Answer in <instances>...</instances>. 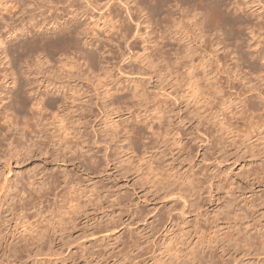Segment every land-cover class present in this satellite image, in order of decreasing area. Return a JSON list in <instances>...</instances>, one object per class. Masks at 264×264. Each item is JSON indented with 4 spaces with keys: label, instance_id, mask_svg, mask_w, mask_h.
<instances>
[{
    "label": "rangeland",
    "instance_id": "374dc122",
    "mask_svg": "<svg viewBox=\"0 0 264 264\" xmlns=\"http://www.w3.org/2000/svg\"><path fill=\"white\" fill-rule=\"evenodd\" d=\"M24 1L28 8L15 0L12 3L15 11L25 7L26 12L21 13V17L33 13L37 16L35 21L42 19L39 12L44 7L40 2ZM69 1L47 3L52 11L57 9L61 26L57 29L50 24L46 31L44 27L28 23L23 31L19 25L21 29L17 27L10 33L0 20V34L9 41L6 46L10 55L9 63L7 59L0 61V95L5 96L4 103L11 100L5 95L2 70L13 67L19 81L29 83L24 88L28 100L44 96L47 105L42 111L24 110L12 101L9 113L21 129L18 134L6 128L4 114L0 115V131L5 132L0 142V264H264V99L253 97L245 103L241 101L244 96L257 93L251 92L253 86L264 91L262 74L255 71L263 61L254 60V65H250L253 60L250 61L248 49L255 42L258 44L255 46L262 47L263 36L262 40L252 38L245 33L247 29L242 36L244 42L227 35L224 40L223 36L220 40L213 39L214 43L206 48L193 24L198 19L194 14L197 8L186 0L180 3L174 0L176 4L171 0L175 7H183L186 12L187 5L188 12L183 13L184 16L180 12L171 14L175 7L170 0H164L167 4L163 0L156 3L155 0H125L129 2L133 20L119 4L111 13L94 11L82 16L81 2ZM160 6L162 8H158ZM259 9L258 14L262 12ZM199 10L204 11L198 8L196 13ZM233 10L231 7V17L236 14L241 19L246 17ZM73 18L70 23L85 31L78 36L83 48L76 49L80 51L72 47L74 52L71 48L66 52V47L58 44L49 55L42 51L40 58L37 53H33L35 58L28 57L34 48L32 40L48 33L55 37ZM174 21L176 24L184 22L180 26L185 28H176ZM189 29L197 33L193 32V38ZM63 33L58 37H71L70 33ZM177 35L184 39L181 41ZM22 40L29 42L31 47L26 46L30 50L26 46L22 51L19 49ZM218 40L228 42L227 48L230 45L232 52L222 54L220 46H215ZM234 40L237 43L239 40L240 44L236 46ZM184 43L193 53L192 56L189 53V57L194 61L186 59ZM175 46L180 47L178 54ZM204 49L208 52H201ZM58 50L61 51L56 53ZM82 50L86 55L89 50L96 54L93 69L96 73L91 71L92 61L87 62L91 60L89 56L84 54L85 59L82 58ZM157 51L162 55L158 56ZM210 52L215 57L209 56ZM43 54L50 60L47 64L43 63ZM161 56L164 57L161 59ZM156 57L161 59L159 63ZM181 57H185L186 64H198L195 70L203 74L198 76L195 71L196 76L201 77L199 81H206L203 67L212 74L207 80L210 82H206L209 87L200 83L201 90L207 89L204 93L198 92V102L187 97L188 75L181 73L182 69L173 61H184ZM199 57L202 61H198ZM63 59L66 67L61 65ZM198 62H204V66L199 67L203 63ZM167 69H170L169 74L178 72L175 73L179 75L177 79L173 78L175 74L169 75ZM22 71H27L28 76L20 78ZM131 71L135 73V77L132 76L139 79L137 87L129 80ZM54 72L59 77L64 76L69 84H58L57 88L43 84V76L55 77ZM136 73L141 74L140 78ZM179 77L187 84L180 82ZM9 79L6 87L11 93L8 96H15L18 84L13 86V78ZM159 84L166 85L162 87L165 91H160L161 87L157 91ZM30 88H33L32 93L27 92ZM57 89H61L60 92ZM134 92H138L135 97ZM174 95L180 96L181 103L175 101ZM56 100L63 105L59 114L54 115L56 109L51 104ZM111 101L116 106H106ZM254 103L259 110H253ZM232 111L239 113L232 116ZM155 116L161 117V121L154 123L157 133L152 134L146 125ZM112 118L119 126H111ZM133 125L142 129L140 136ZM201 131L208 132L210 145ZM111 132L118 133L119 139L108 141L107 135ZM178 138H182V143L176 142ZM18 144L20 147L16 146ZM22 146L25 148L20 149ZM185 147L195 153L192 171L195 187L191 190L196 202L190 205L178 194L157 191V184L153 186L149 177L152 174L146 173L147 163L140 158L146 154L162 169L159 178L180 184L190 165Z\"/></svg>",
    "mask_w": 264,
    "mask_h": 264
},
{
    "label": "bare ground",
    "instance_id": "6f19581e",
    "mask_svg": "<svg viewBox=\"0 0 264 264\" xmlns=\"http://www.w3.org/2000/svg\"><path fill=\"white\" fill-rule=\"evenodd\" d=\"M15 0H13L12 2H11V0H0V20H2L3 21V25H4V29H5V31H7V32H12L13 30H15L16 31V28L19 26V25H21L22 26V29L21 28H19V29H21V31H23L24 30V28H26L25 26H26V24H28V23H30V25L32 24V26L34 27H44L45 28V30L47 31V26L48 25H50V24H52L56 29L58 28V27H61L60 26V22H59V19H58V12H57V9L56 10H54V11H52L51 10V8H49V5L47 4V3H51L52 2V0H47V1H45V0H38L39 2H40V5H41V7H44L43 9H39L40 10V12H39V14L42 16V19H39V20H37V21H35V18H37V16H34V14L33 13H29L28 12V10H27V12L30 14V15H26L25 17H21V13H25L26 12V9L28 8V6H25L24 5V3H25V1L24 0H17L18 2H20L21 3V6H25V7H27V8H25V7H23L21 10L20 9H18V11H15V6L12 4L13 2H14ZM37 1V0H36ZM71 1V2H70ZM69 1V3H74L75 1H80L81 3V5L79 4V7L81 8V11H80V13H83V15L82 16H84V15H89V14H93L94 13V11H98V12H100V11H102V12H100L101 14L103 13L104 14V12H109V13H111V12H113V10H114V6L116 5V4H119V5H121V6H123V7H125V10H126V13L128 14L127 16H129V18L131 19V20H133V16H132V14H131V9H130V7H129V2H127V1H125V0H70ZM146 1V0H145ZM159 1H161V0H159ZM164 1V0H163ZM163 1H161V2H163ZM171 1V0H170ZM174 1V0H173ZM173 1H171L172 3H173ZM176 1V0H175ZM174 1V3L176 4V2ZM187 2V4H191L192 3V6L194 5V8H197V10H198V8H200V9H203L204 11H202V10H199V13H196V11L197 10H195V12H194V14L196 15L195 17H197L198 19H196L195 21H194V19H192V22L191 23H193V21H194V23L193 24H195L196 25V30H198V35H200V37L203 39V44H204V47L206 46V48H210V46L212 45L211 43H214V42H211L213 39H219L220 40V38H221V36H223V39L222 40H224V37H227V35L229 36H232L233 38L234 37H236L235 38V40L238 38L239 40H241L242 42H244L245 41V39L244 38H242V36H243V33H244V31H246L247 29L249 30V31H246L245 33H247L248 32V35L250 34V35H252V38H254L255 36L256 37H258V39L260 40V37H261V40H262V36H263V40H264V0H259V2H258V0H186ZM206 1H207V3H206ZM241 1H243L244 3H242ZM166 2V3H165ZM167 2L168 1H164V3L165 4H167ZM189 2H191V3H189ZM155 3H156V0H155ZM155 3H154V5H155ZM174 3H173V5H174ZM179 3H180V0H179ZM181 3H183V1L181 2ZM16 4V3H15ZM19 4V3H18ZM26 4V3H25ZM29 4V3H28ZM52 4H54V3H52ZM177 4H178V2H177ZM184 4V3H183ZM70 5V4H69ZM157 6H159L160 5V3L158 4H156ZM173 5H172V9H173ZM185 5L186 4H184V7H185ZM39 6V5H38ZM45 6H46V8H45ZM163 6V5H162ZM176 5H174V7H175ZM177 6H180L181 7V5L180 4H178ZM188 6H190V5H188ZM256 6H258V8H256ZM20 7V6H19ZM74 7V6H73ZM76 7V6H75ZM154 7V6H153ZM186 7H187V5H186ZM185 7V9L187 10V12H188V7L186 8ZM232 7V9H234L233 11H234V13H236V12H238V11H240L239 12V14L240 13H243L244 15H246V17H242L243 19H241L240 17H236L237 16V14H236V16L235 15H232L233 17H231L230 15H231V11H230V8ZM259 7H262L263 8V10L262 9H259ZM155 8L157 9V7L155 6ZM158 8H162L161 6L160 7H158ZM170 8V7H169ZM176 8H178V7H175V9L172 11V13L171 14H174V15H176V13L177 12H180L182 15H183V13L184 14H186L187 12L183 9V7L182 8H178V9H176ZM207 8H209V9H207ZM210 8H212L213 9V12H211V9ZM103 9V10H102ZM257 9H259V10H262V12H259V14H258V12L256 11ZM30 10V9H29ZM78 10V9H77ZM161 10H163V9H161ZM161 10H159L158 9V11H161ZM192 10H193V7H192ZM157 11V12H158ZM170 11V10H169ZM194 11V10H193ZM201 11V12H200ZM33 12V11H32ZM75 12V11H74ZM171 12V11H170ZM186 12V13H185ZM198 12V11H197ZM78 13V12H77ZM80 13H78V14H80ZM159 13V12H158ZM165 13V12H164ZM18 14V18H17V20H19V22H17V20H15L14 18H15V15H17ZM27 14V13H26ZM36 14V13H35ZM168 14V13H167ZM181 14H179V15H181ZM188 14H190V12L188 13ZM193 14V15H194ZM198 14H200V17H199V15ZM20 15V16H19ZM171 16V18L173 17H176V16ZM181 15V16H182ZM198 15V16H197ZM242 15V14H241ZM169 16V15H168ZM180 16V17H181ZM184 16V15H183ZM78 17V16H77ZM90 17V16H89ZM189 17V16H188ZM8 18H10V19H8ZM183 18V17H182ZM192 18V17H191ZM194 18V17H193ZM240 18V19H239ZM71 19V18H70ZM174 19H176L177 20V18H174ZM174 19H172V20H174ZM255 19V20H254ZM257 19V20H256ZM73 20H75L74 18L71 20V21H69L68 20V22H66L67 24H65V25H67L68 27L67 28H65L64 26V28H61V30L62 31H59L58 32V34L57 35H55L56 33V31L54 32L55 34H53V35H55V37H52V36H50L49 35V33L48 34H45V35H43V36H38V38H36V39H34V40H32L33 42L31 43V44H34L33 45V49H31V51H30V54H28V57L30 56L31 57V55H33V57H34V55L35 54H33V53H37L38 54V57L40 58V56H42V51H45L44 53H48L49 51L51 52V50L53 49V50H55L56 48H58V44H61V46H64V47H66L65 49H66V52H67V50H68V48H71V49H73L74 47H75V50H78V51H80L79 49H76V48H81L82 46H80V34L82 33V34H84L85 33V31H81L80 30V27H79V25H72L70 22H72ZM168 20V19H167ZM169 20H171L170 18H169ZM175 20V21H176ZM179 20V19H178ZM177 20V21H178ZM183 20V19H182ZM185 20V19H184ZM138 21V20H137ZM159 21V20H158ZM158 21H156V22H158ZM175 21H174V24L175 25H177L176 26V28L177 27H182V29L183 28H185V27H183V26H180V24L182 25L183 23H181L180 21V24H176L175 23ZM176 21V22H177ZM186 21V20H185ZM17 22V23H16ZM75 22V21H74ZM166 22V21H165ZM73 23V22H72ZM185 24H186V22H185ZM89 25V24H88ZM175 25H173L174 27H175ZM179 25V26H178ZM184 25V24H183ZM136 26H137V28L139 27V22H137L136 23ZM158 26V25H157ZM170 26H172V24H170ZM172 26V27H173ZM171 27V28H172ZM195 27V26H194ZM189 28H191V27H189ZM63 29L65 30L64 31V33H65V35H66V33L67 34H69V35H71V37H63V38H60V37H58V35H60L61 33H63ZM139 29V28H138ZM179 29H181V28H179ZM44 30V29H43ZM185 30H187V29H185ZM189 30H191V35L193 34V32H195V31H193L192 32V30L193 29H189ZM18 31V30H17ZM173 31H175V30H173ZM169 32V31H168ZM9 33V34H10ZM63 33V34H64ZM174 33H176L177 34V31L176 32H174ZM179 33V32H178ZM181 33V32H180ZM182 33H184V32H182ZM196 33V32H195ZM195 33H194V35H195ZM196 33V34H197ZM138 34V33H137ZM186 34L188 35V31L186 32ZM179 35V34H178ZM178 35H177V37H178ZM185 35V34H184ZM190 35V38L192 37L193 38V36L194 35H192L191 36ZM198 35H196V36H198ZM79 36V37H78ZM168 36V35H167ZM180 37V36H179ZM178 37V38H179ZM189 37V36H188ZM200 37H199V39H200ZM244 37V36H243ZM246 37V36H245ZM6 37H3V35H1L0 34V61L1 62H4L6 59L8 60L6 63H9L10 61H9V52H8V48H7V46H6V44H7V41H8V39H7V41H6V39H5ZM59 38V39H58ZM181 38V41H182V39H184V37L182 38V37H180ZM229 38V37H228ZM251 38V39H252ZM166 39V38H165ZM197 40H198V38H197ZM218 40V41H219ZM234 40V41H235ZM239 40H238V43H239ZM24 40H22V42H23ZM30 41V40H29ZM179 41V40H178ZM180 41V42H181ZM192 41V40H191ZM214 41V40H213ZM216 41V43H217V45H215L216 47L217 46H220V50L222 49L223 50V52H222V54L223 53H228L227 51H231L229 48H230V45H229V48H227V43L225 44V42L224 41ZM230 41V40H229ZM240 41V42H241ZM9 42V41H8ZM185 42V41H184ZM193 42H195L194 40H193ZM222 42H224V44L222 43ZM251 42V41H250ZM253 42V41H252ZM29 42H23L22 44H20L21 46H22V48H19V49H21V51L23 50V48H24V46H26V45H29L28 44ZM199 43V42H198ZM221 43H222V45H221ZM235 43H236V46H237V42L235 41ZM257 42H255L254 44H251L250 45V48H248V49H250L249 50V52H250V54H249V58H250V61L251 60H253V61H251V62H249L250 63V65L252 64V65H254V63L256 62H254V60H262L263 61V63H262V66L260 67V68H257V69H255L253 66V68L255 69V71L256 72H259L258 74H262V77L264 76V45H262V47H257V46H255V44H256ZM264 43V42H263ZM82 44V43H81ZM85 44H87V42L85 43ZM179 44V43H178ZM186 43H184V45H185ZM196 44V43H195ZM240 44V43H239ZM238 44V45H239ZM243 44V43H242ZM245 44V43H244ZM244 44H243V47H244ZM248 44V43H247ZM259 44H261V43H259ZM157 45H158V43H157ZM156 45V46H157ZM190 45V44H189ZM256 45H258V44H256ZM30 46V45H29ZM27 47L26 46V49L27 50H30V47ZM88 46V45H87ZM155 46V47H156ZM196 46V45H195ZM247 47H248V45H246ZM64 47H62V49L64 48ZM73 47V48H72ZM159 47V46H158ZM176 47V46H175ZM185 47L186 48H184L185 49V52H186V59H188L189 60V58L190 59H193V58H191V57H189V51H188V48H187V46L185 45ZM189 47V46H188ZM214 47V46H213ZM216 47H215V49H216ZM233 47V46H232ZM231 47V48H232ZM234 47H235V44H234ZM234 47H233V50H235L236 49V47H235V49H234ZM242 47V48H243ZM83 48V47H82ZM178 48H180L179 46H178ZM178 48L176 47V49H175V51H177V54L179 53L178 52ZM203 48V47H202ZM219 48V47H218ZM245 48V47H244ZM18 49V50H19ZM61 49V50H62ZM64 49V50H65ZM71 49H69V50H71ZM159 49V48H158ZM169 49H171V48H169ZM173 49L174 48H172V51H173ZM196 49V48H195ZM200 49V48H199ZM214 49V50H215ZM229 49V50H228ZM60 50V51H61ZM68 50V52H70ZM145 50H147V48H145ZM155 50H157V47H156V49ZM168 50V49H167ZM166 50V51H167ZM180 50H182V48L180 49ZM194 50V49H193ZM203 50V49H202ZM212 50V49H211ZM211 50H209V51H211ZM219 50V49H218ZM25 51V50H24ZM23 51V52H24ZM59 50L58 51H56V53L57 52H60ZM175 51H173V53L175 52ZM205 51H207L208 52V50H205L204 49V51H201V52H205ZM213 51V50H212ZM217 51V50H216ZM215 51V52H216ZM244 52L246 51V50H243ZM26 52V51H25ZM28 52V51H27ZM26 52V53H27ZM32 52V53H31ZM54 51H52V53H53ZM63 52V51H62ZM73 52H74V49H73ZM82 52V58H84L85 56H83L84 54H83V50L81 51ZM169 52H170V50H169ZM198 52V51H197ZM206 52V53H207ZM218 52V51H217ZM232 52V51H231ZM248 52V51H247ZM246 52V53H247ZM26 53H25V56H27L26 55ZM29 53V52H28ZM76 53V52H75ZM80 53V52H79ZM87 53H88V50H87ZM97 53V52H96ZM157 53H158V51H157ZM162 53V52H161ZM161 53H158L159 55L158 56H160V55H162ZM171 53V52H170ZM182 53V52H181ZM181 53L179 54V55H181ZM233 53L235 54V51H233ZM50 53H48L47 55H49ZM70 54H72V53H70ZM70 54H68V55H70ZM172 54V53H171ZM175 55H176V52L174 53ZM193 55V53H190V55ZM198 54V53H197ZM200 54H202L203 55V53H200ZM209 54V53H208ZM221 54V53H220ZM248 54V53H247ZM44 55V54H43ZM62 55V54H61ZM63 55H65V52H64V54ZM81 55V54H80ZM86 55V54H85ZM178 55V56H179ZM183 56H184V54H182ZM181 55V56H182ZM191 55V56H192ZM206 54H204V56H205ZM210 55H212V56H214L213 55V53L211 54V52H210V54H209V56ZM217 55V54H216ZM225 55V54H224ZM227 55V54H226ZM229 55H230V53H229ZM231 55H232V53H231ZM246 55V54H245ZM245 55L243 56V57H245ZM251 55V56H250ZM45 56V62H43L44 64H47V62L48 61H50V60H48L49 58H47L46 57V55H44ZM87 57H88V59L90 60V61H88L87 60V62H91L92 61V63H93V68L91 69V71L94 69V64L96 63V54L95 53H93V52H90V50H89V53H88V55H86ZM157 56V55H156ZM157 56V57H158ZM164 56H165V54H164ZM164 56H161L160 58L162 59ZM195 56H196V54H195ZM199 56V55H198ZM201 56V55H200ZM208 56V55H207ZM208 56V57H209ZM21 57H23V56H21ZM59 57V56H58ZM87 57H86V59H87ZM147 57H150L149 56V53H148V55H147ZM156 57V58H157ZM173 57V56H172ZM175 57H177V55L175 56ZM180 57V56H179ZM215 57V56H214ZM218 57V56H217ZM242 57V56H241ZM242 57V58H243ZM35 58V57H34ZM38 58V59H39ZM42 58V57H41ZM63 58V57H62ZM62 58H60V59H62ZM64 58H65V56H64ZM178 58V57H177ZM183 60L185 59V57L183 58V57H181ZM205 58V57H204ZM211 58V57H210ZM213 58V57H212ZM237 58V57H236ZM24 59H26V61H27V57L26 58H24ZM42 59H44V57L42 58ZM67 59V58H66ZM85 59V58H84ZM161 59H159V58H157L156 60V62H158V60H161ZM170 59H171V57H170ZM174 59H176V58H174ZM199 59H200V57H199ZM207 59V58H206ZM215 59V58H214ZM220 59V58H219ZM64 60V59H63ZM155 60V59H154ZM153 60V62H154V64H155V61ZM173 60V59H172ZM180 60V59H179ZM212 60V59H211ZM210 60V61H211ZM217 60V59H216ZM233 60H234V58H233ZM240 60H241V58H240ZM244 60H245V58H244ZM247 60V59H246ZM29 61V60H28ZM163 61H165V59L163 60ZM163 61H161V62H163ZM166 61L167 62H170V61H168V59H166ZM174 61V63H176V65L175 66H180V68L182 69H180L179 67V69L182 71L181 73H183V74H187V75H185V76H187L188 78H189V89L188 88H186V90L188 91H185V93L187 92V97H189V98H191V100L192 101H195V102H198V101H200V98H199V96L197 95L198 94V92H203L204 90H206L207 89V87H209V85L207 86L206 85V82H207V80H210L211 78H210V76L212 75V74H210L209 75V70H206L205 71V69H207V67L205 66V67H203V68H205V69H202L203 70V73L205 72V74H204V77H205V79H206V81L205 82H202V81H199L200 80V78L201 77H197L196 76V74H200V75H198V76H203V74L202 73H199V72H197L195 69H196V66L198 65H196L195 66V64L193 65V64H191V65H189V64H186L187 62V60L184 62V61H178V59H176V62H175V60H173ZM173 61H172V64H174L173 63ZM192 61H194V59L192 60ZM198 61H202L201 59L200 60H198ZM204 61V60H203ZM249 61V60H248ZM150 62H152L151 60H150ZM167 62H165V64H167ZM205 62V61H204ZM204 62H198V63H203L202 65H200L199 67H201V66H204ZM214 62V61H213ZM221 61H219V63H220ZM243 62V61H242ZM247 61H245V63H246ZM61 65L63 66V67H66V62H65V60L64 61H61ZM159 63V62H158ZM171 63V62H170ZM184 64V65H180V64ZM196 63V62H195ZM212 63V62H211ZM210 63V64H211ZM239 63V62H238ZM207 64V63H206ZM98 65V64H97ZM220 65V64H219ZM248 65V64H247ZM261 65V64H260ZM12 66V65H11ZM90 66V65H89ZM92 66V65H91ZM167 66H168V64H167ZM171 65L169 64V66L168 67H170ZM257 66V65H256ZM96 67H98V66H96L95 65V69H96ZM105 66H103V68H104ZM167 67V68H168ZM173 66H171V68H172ZM198 67V66H197ZM257 67H259V66H257ZM88 68H90V67H88ZM174 68H177V67H174ZM174 68H173V70H174ZM98 69V68H97ZM166 70V69H165ZM170 70V69H169ZM168 69H167V73H168V71H169ZM178 70V69H177ZM198 70V69H197ZM134 72L136 71V70H133ZM172 71V70H171ZM195 71L197 72L196 74H195ZM2 75H1V77H2V82L4 83V85H5V88H6V93H5V95L7 96V98L9 99L10 98V102H8V103H4V101H5V96H1L0 95V115H2V114H4V116H2L3 117V122L6 124V128L8 129V130H10L11 132H13V131H15L16 130V132H14V133H17L18 134V131H20L21 129L20 128H18L17 126H16V122H15V120H13V118L14 117H10L11 115H10V111H11V108H12V106H11V104H12V101H14L17 105H20V107L22 108V109H28V108H30L31 110L33 109H37L38 111H42V110H45L44 108L45 107H47V105L45 106V97L44 96H37V97H33V98H31L30 100H28V98H27V96L25 95L26 94V90L24 89L27 85H29V83H28V81H26V82H20L19 81V75H17L16 74V72H15V70L13 69V67L11 68V67H6V68H4L3 70H2ZM26 72L27 71H22L21 72V75H20V78H21V76H23V75H25V76H28L27 74H26ZM46 72H49V74H53V72L51 71V70H46ZM92 72H95V70H93ZM91 72V73H92ZM134 72H132L131 71V74H129V75H135V73ZM137 72V71H136ZM161 72H162V70H161ZM170 72V71H169ZM202 72V71H201ZM208 72V73H207ZM211 72H213V71H211ZM210 72V73H211ZM55 74H56V76L55 77H48V76H43L44 77V80H43V84L44 83H48V86H52L53 85V87H56L57 88V86H58V84H63L64 86H66L67 84H69V81H67V80H64L63 78H64V76L62 77H59L58 75H57V73L56 72H54ZM96 73V72H95ZM105 73V72H104ZM142 73V72H141ZM160 73V72H159ZM177 74L178 72H176V71H172L170 74ZM122 74V73H121ZM137 74V73H136ZM169 74V73H168ZM169 74V75H170ZM176 74H175V77H173V78H176V77H178L179 75H177L176 76ZM180 74V73H179ZM261 74H260V76H261ZM16 75V76H15ZM97 75V74H96ZM138 75H141V74H137V76ZM159 75V74H158ZM129 77V80L130 81H132L134 84H135V86L136 85H138V82H139V79L137 80V79H135L134 77ZM143 76V75H142ZM173 76V75H172ZM171 76V77H172ZM183 76V75H182ZM256 76V75H255ZM139 77V76H138ZM137 77V78H138ZM180 77H181V74H180ZM179 77V78H180ZM262 77H260L261 79H264V77L262 78ZM9 78H13L12 80V83H13V86H16L17 84H18V88H17V91H16V93H15V96L14 95H12V96H8L9 95V93H11V91H9L8 89H7V87H6V85H7V83L9 82ZM140 78V77H139ZM179 78H178V81H179ZM183 78V77H182ZM258 78V77H257ZM259 78V79H260ZM177 79V78H176ZM175 79V80H176ZM204 78H202L201 80H203ZM174 80V79H173ZM180 80H182L181 78H180ZM199 81V82H198ZM262 81H264V80H262ZM180 82H184L185 83V80H184V78H183V80L182 81H180ZM210 81H208L207 83H209ZM212 82V81H211ZM163 83L164 82H162V84L161 85H163ZM200 83H204L207 87L206 88H204L203 90H201L202 89V87H201V89H200V86H201V84ZM185 84H187V83H185ZM185 84H184V86H185ZM200 84V85H199ZM160 85V84H159ZM161 85L159 86V89L157 90L158 92H159V90H160V87H161ZM210 85H211V83H210ZM63 86V87H64ZM166 86V85H165ZM165 86H162L163 88L165 87ZM187 86V85H186ZM212 86V85H211ZM210 86V87H211ZM137 87V86H136ZM161 87V88H162ZM204 87V86H203ZM213 87V86H212ZM260 87V86H259ZM135 88V87H134ZM163 88L160 90V91H165V90H163ZM216 87H214V89H215ZM199 89H200V91H199ZM211 89V88H210ZM61 90V89H60ZM60 90H58L57 89V91H59L60 92ZM134 90V89H133ZM47 91H50V89H48ZM15 92V91H14ZM27 92H33V88H30ZM52 92V91H51ZM156 92V91H155ZM154 92V93H155ZM158 92L156 93L157 95H158ZM171 92V91H170ZM213 92H215V91H213ZM251 92H257L255 95L253 94L252 96H244V98L241 100L243 103H245L246 102V99H249V100H251L253 97H256V98H261V99H264V91H261L260 90V88H258V86H256V87H252L251 88ZM48 93V92H47ZM146 93V92H145ZM204 93V92H203ZM202 93V94H203ZM210 93V92H209ZM29 94V93H28ZM109 93H107V95H108ZM137 94H138V92H134L133 93V97H135V96H137ZM160 94H161V92H160ZM172 94V93H171ZM33 95V94H32ZM40 95V94H39ZM142 95H144V94H142ZM185 95V94H184ZM200 95V94H199ZM206 95H208L207 93H206ZM110 98H114V96L110 93L109 95H108ZM139 96V95H138ZM178 96V95H177ZM176 96V97H177ZM203 96H204V94H203ZM174 97H175V95H174ZM175 97V98H176ZM12 98V99H11ZM123 98V97H122ZM185 98H186V95H185ZM188 98V99H189ZM115 99V98H114ZM180 96L179 97H177L176 99H175V101L177 102V103H181L180 101ZM190 100V99H189ZM55 101V100H54ZM52 102V107L53 108H55L56 109V111L54 112V115H56V114H59V112H60V110H61V108H62V105L63 104H61V103H59V102H57V100H56V102ZM13 102V103H14ZM45 102V103H44ZM119 102V101H118ZM121 102H123V100L121 101ZM120 102V103H121ZM114 102L113 101H111L110 103H109V105H106V106H116V105H114L113 104ZM49 104V103H48ZM116 104H117V102H116ZM119 104V103H118ZM253 104V103H252ZM258 104V103H257ZM50 105V104H49ZM248 106V105H247ZM262 107V106H261ZM49 108V107H48ZM253 108V110H255V111H257V110H259L260 108H259V106L257 107V105L254 103V106L252 107ZM113 110L115 109L114 107L112 108ZM242 109V108H241ZM240 111V110H239ZM53 112V111H52ZM242 112V111H241ZM12 114H13V112H11ZM236 113H237V111H236ZM236 113H234V111H232V116H234V115H236ZM239 113V112H238ZM237 113V114H238ZM245 113V112H244ZM238 116V115H237ZM242 116V115H241ZM115 119V118H114ZM113 118L111 119L112 120V123H111V126H113V127H116V126H119L118 125V122L116 121V120H114ZM157 121H161V117H158V116H155V117H153V119H152V121L150 122V123H147V127H148V130L149 131H151L152 132V134H156L157 133V131H156V127H155V122H157ZM251 124H254V122H251ZM137 126V125H136ZM134 127V125H133V127H134V130H136V133L140 136V133L142 132V129L140 128V127ZM136 128V129H135ZM180 128H176V133L177 134H179L180 133V130H179ZM158 130V129H157ZM135 132V131H134ZM20 133V132H19ZM165 133L167 134L168 132H167V130L165 131ZM204 134V136L206 135L207 136V138H206V142H208V144L210 145V140L211 139H209L208 138V132H200V134ZM21 134V133H20ZM199 134V135H200ZM210 134V133H209ZM4 136H5V132H3L2 130L0 131V142H1V140H3V138H4ZM22 136H24V135H22ZM201 136V135H200ZM203 136V137H204ZM22 138V137H21ZM116 138H118L119 139V137H118V133H114V132H111V133H108V135H107V140L109 141V140H115ZM264 138V137H263ZM22 140V139H21ZM201 140V139H200ZM203 140V139H202ZM201 140V141H202ZM23 141V140H22ZM22 141H19V143H22ZM182 141V138H178L177 140H176V142L177 143H180ZM182 143V142H181ZM203 143H205V141L203 140ZM207 144V143H206ZM207 144V146H209ZM17 147H20V144H18V145H16ZM200 147V146H199ZM23 148H25L24 146H22L20 149H23ZM148 147H146L145 149L148 151V149H147ZM187 147H185V151H186V153H187V156L189 157V162H190V165H189V168L187 169V172H186V175H184V177H185V180L184 181H182L180 184H175V182L176 181H173V182H168V181H165L164 179H161V178H159L160 176H161V174H162V169L160 170V167L158 166V165H154V163H153V161L149 158V157H146L145 155H142L141 156V154H143V152L142 153H140V156H138V157H140L141 158V160L142 161H144L145 163H147V166H146V170H148V172L146 171V173H149V174H152V175H150L149 177H150V180H151V182H153V186H155L156 184H157V191H159V190H161L162 192H164L165 194H168V195H172V194H178L179 195V197H181V198H184L185 199V203H187L188 205H190V204H193L194 202H196V199L194 198V192H192V188H194L195 186H194V177H192V171H194V167H195V164H193L194 163V158H195V155H193V153H194V151H193V153H192V150L188 147V149H186ZM133 151V150H132ZM135 151V150H134ZM133 151V152H134ZM147 151H145L144 150V153L145 152H147ZM255 153V152H254ZM253 153V154H254ZM195 154V153H194ZM257 155V154H256ZM256 155H253V157L255 156L256 157ZM245 157V156H244ZM195 173V172H194ZM238 241V240H237Z\"/></svg>",
    "mask_w": 264,
    "mask_h": 264
},
{
    "label": "clouds",
    "instance_id": "9594fccd",
    "mask_svg": "<svg viewBox=\"0 0 264 264\" xmlns=\"http://www.w3.org/2000/svg\"><path fill=\"white\" fill-rule=\"evenodd\" d=\"M258 2H259V0H258ZM175 115H177V116H178V114H175ZM185 162H187V161H185Z\"/></svg>",
    "mask_w": 264,
    "mask_h": 264
}]
</instances>
